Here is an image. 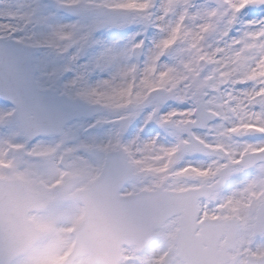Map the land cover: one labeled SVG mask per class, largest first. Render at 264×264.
<instances>
[{"label": "snow or ice", "instance_id": "obj_1", "mask_svg": "<svg viewBox=\"0 0 264 264\" xmlns=\"http://www.w3.org/2000/svg\"><path fill=\"white\" fill-rule=\"evenodd\" d=\"M0 264H264V0H0Z\"/></svg>", "mask_w": 264, "mask_h": 264}]
</instances>
